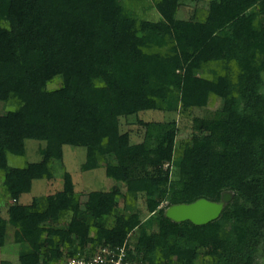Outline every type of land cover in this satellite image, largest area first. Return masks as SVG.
I'll return each mask as SVG.
<instances>
[{
  "label": "trees",
  "instance_id": "16d2710c",
  "mask_svg": "<svg viewBox=\"0 0 264 264\" xmlns=\"http://www.w3.org/2000/svg\"><path fill=\"white\" fill-rule=\"evenodd\" d=\"M181 1L0 0V104L16 106L0 114V185L15 202L0 214V248L12 232L19 264L126 241L143 264H264V0H211L178 19ZM146 8L160 18H141ZM211 97L222 108L194 120L187 142L177 144L175 122H141L139 144L120 131L121 118L186 113ZM28 140L45 143L40 160L11 167ZM65 145L85 149L82 172L104 168L115 185L81 204ZM58 171L60 191L18 203ZM224 192L231 201L207 225L164 215ZM140 196L153 203L145 218Z\"/></svg>",
  "mask_w": 264,
  "mask_h": 264
},
{
  "label": "rangeland",
  "instance_id": "374dc122",
  "mask_svg": "<svg viewBox=\"0 0 264 264\" xmlns=\"http://www.w3.org/2000/svg\"><path fill=\"white\" fill-rule=\"evenodd\" d=\"M211 0H182L178 19H187L190 16L192 9L198 4V6H208ZM215 9V8H213ZM216 10V9H215ZM219 11V10H216ZM138 15L141 18L148 19L150 21H157L160 16L153 9H140ZM15 100L10 99L8 102L0 104V114L6 111H11L16 108ZM222 108V101L218 98L211 97L208 104L204 108L192 109L186 113H167L161 110H149L138 113L137 115L125 117L120 119V131L121 133H128L131 144H139L144 139L145 128L141 125L143 123H173L175 122L177 127L176 142L177 144L187 142L194 138L198 133L194 129V120L196 119H211L216 111ZM201 139V138H200ZM203 143L202 139L199 141ZM45 143L39 141L28 140L26 141L25 153L20 156L13 154L8 155V164L11 167H23L26 163H34L40 160L38 151L40 148H44ZM53 156L56 155V149H50ZM85 149L74 148L71 146L62 147V163L73 178L75 184V190L81 195V204L85 203L87 194L92 191L107 192L114 185L115 181L108 178L105 175L104 168H99L93 171L82 172L80 170L81 165L85 161ZM167 165L164 166V168ZM61 173L58 171L56 179L52 181L35 180L32 183V189L30 193L22 195L18 203L27 205L31 203V200L35 197L46 196L54 194L61 190L62 180ZM1 180V178H0ZM1 184V183H0ZM4 189L0 185V214L3 217L7 216V209L9 205L15 203L8 197L4 196ZM166 202L162 204L165 206ZM153 203L147 202L143 196H140L138 201V208L140 210V216L145 218L149 214V210L152 209ZM113 223V218L108 219V227ZM10 238L7 240V244L0 248V262L8 261L13 264H19L18 251L19 246L15 245L12 241V232H10ZM137 236V235H136ZM136 236H130V240L136 239ZM132 245V244H131ZM87 253V252H86ZM86 255V254H84ZM57 263L63 264L64 261ZM263 263V262H262Z\"/></svg>",
  "mask_w": 264,
  "mask_h": 264
},
{
  "label": "water",
  "instance_id": "95a60500",
  "mask_svg": "<svg viewBox=\"0 0 264 264\" xmlns=\"http://www.w3.org/2000/svg\"><path fill=\"white\" fill-rule=\"evenodd\" d=\"M232 199L230 192H224L219 202L200 198L189 204L171 205L165 210V217L175 223L190 222L195 226L207 225L219 218L225 204Z\"/></svg>",
  "mask_w": 264,
  "mask_h": 264
},
{
  "label": "built area",
  "instance_id": "2783aa9c",
  "mask_svg": "<svg viewBox=\"0 0 264 264\" xmlns=\"http://www.w3.org/2000/svg\"><path fill=\"white\" fill-rule=\"evenodd\" d=\"M63 264H143L135 259L133 246L125 242L120 247H100L92 256L69 258Z\"/></svg>",
  "mask_w": 264,
  "mask_h": 264
}]
</instances>
